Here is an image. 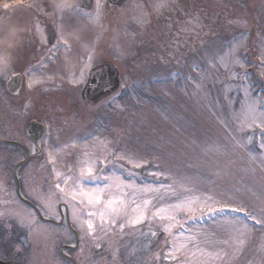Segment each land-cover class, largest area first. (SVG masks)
<instances>
[{"label": "rangeland", "instance_id": "1", "mask_svg": "<svg viewBox=\"0 0 264 264\" xmlns=\"http://www.w3.org/2000/svg\"><path fill=\"white\" fill-rule=\"evenodd\" d=\"M142 3L155 5L152 0ZM192 3L200 8L195 6L185 11L196 25L183 30L184 42L178 40L183 38L182 34L176 35L167 57H151L158 48L146 45L142 30L143 55L149 57H142L136 78L123 80L124 84L135 83L141 90L138 93L115 94L89 112L78 113L73 120H66L72 113L62 116L63 112L57 111L53 95L41 100L47 125L48 153L41 159L46 166V202H53L56 208L57 202L63 201L71 212L75 206L78 214L88 219V209L66 198L60 188L68 191L80 181V168L85 160L107 158L106 165L97 164L94 175L98 180L83 181L84 190L104 188L109 183L105 177L112 174L136 188L150 185L155 189L150 192L106 189L102 198H111V193L126 199L129 215L135 207L133 199H150L152 206L167 208L187 199L204 201L209 197L264 215V166L249 155L252 149L259 156V130L253 144L244 147L250 133L239 129L244 116L245 90L251 100L264 108V75L257 67L264 49V0H192ZM95 8L96 5L90 13ZM123 10L125 20L130 15L135 18L142 11L140 19H133L126 30L132 34L136 22L145 21V25L154 16L150 8L138 11L128 3ZM8 11L10 19L5 33L15 31L21 20L32 15L30 8L19 5ZM111 13L115 11L109 9ZM72 16L65 21L75 23L74 18L79 19L80 15ZM104 17L99 22H90L84 17L87 22L83 23L95 28V38ZM117 38L115 35L111 44L118 43ZM70 41L75 46L78 40L71 38ZM126 47H129L127 43ZM162 52L166 54L165 50ZM97 55L94 63L100 60ZM232 56L247 67L241 69L234 65ZM125 60L127 57H121L118 62ZM97 119L106 121L110 128L99 129ZM115 154L146 163L141 168H132L125 161L116 160ZM5 166V163L0 165V197H12L11 207L7 206L12 212L31 213L16 202L9 181L10 170ZM152 172L162 175L153 176ZM42 207L45 213L51 214L45 204ZM94 210L104 209L97 206ZM92 219L95 223L90 238L92 247L79 251L89 258L85 264H264V226L243 212L225 210L223 214H209L205 211L197 212L194 217L179 213V223L172 231L181 242L189 236L193 239L188 249L178 252L174 260L156 259L171 247V237L161 227L165 222L149 218L139 225H128L120 215L111 225L106 218L101 226L99 215ZM121 223L125 224L123 229L119 226ZM78 226L80 232H87L86 225L83 229L80 223ZM216 253L220 254L218 258Z\"/></svg>", "mask_w": 264, "mask_h": 264}, {"label": "flooded vegetation", "instance_id": "2", "mask_svg": "<svg viewBox=\"0 0 264 264\" xmlns=\"http://www.w3.org/2000/svg\"><path fill=\"white\" fill-rule=\"evenodd\" d=\"M139 1L126 0L124 4L129 2L132 8H139ZM154 1L155 5L151 11L154 16L145 26V39L158 48L151 57H163L159 51L169 49L174 45L176 35L184 36L183 30L190 25H196L195 22H190L191 17L185 10L199 6L194 5L192 0H167V6L157 10V4L162 0ZM124 4L116 7L108 2L104 3V9L108 12L109 9L114 10L115 13L107 16L103 26L98 28L100 33L97 38H95V28L91 26L92 24L83 23V21L87 22L84 18L87 11L80 8V13L72 14L77 7L73 10L68 8L64 13L65 19L73 18L72 15H80L79 19L74 18L75 23L61 21L58 15H48L55 12L51 0H32L27 6L32 10L30 19L21 20L20 26L15 31L10 30L15 34L17 42L15 48L10 50L12 60L10 69L7 71L13 74L12 78L7 79L6 74L0 76V165L5 163V168L10 170L9 164L12 163L9 179L15 188L12 170L14 164L25 156V151L19 147L10 146L1 139L18 140L24 143L29 159L18 168L17 178L22 197L37 208L45 204L47 196L46 166L41 160V157L46 156L45 140L41 138L37 143H32L25 131V125L34 119L43 123L44 127L46 126L43 118L44 105L41 100L53 95V104L56 109L59 108L57 111L63 112L62 116L64 113L68 115L72 113L73 116L66 120H73L79 109L89 108L79 100L80 92L91 68L106 60H113L119 68V86L113 93L133 91L132 87L124 84L125 76L122 69L135 70L137 57H149L142 53L141 23H135L134 34L126 31L131 19L125 20L121 12ZM37 23L43 33L44 42H42L41 32L36 30ZM65 24L76 30L80 37L75 46L69 39L71 48L68 53L65 52L63 45L59 46V50L54 47L58 45L59 27ZM47 25H52L56 31V43L53 46H49L46 42L44 30ZM0 29H4L3 26L0 25ZM115 35L118 37V43L113 45L111 41ZM72 39L75 38L72 37ZM121 40L124 41V45L121 44ZM20 43L21 45L18 46ZM126 43L129 47H126ZM89 55L92 56V64L85 69L83 66ZM96 55L100 60L94 63ZM114 57L119 59L131 57L129 60L132 58L134 60L118 62L119 59ZM81 70L84 71L83 81L77 84L70 83V79L74 76L79 77ZM30 79L36 81L32 88L28 87ZM16 154L21 158L15 160ZM15 200L31 207V204L21 198L17 197ZM11 201L12 197H0V213H3L0 215V264H8L11 261L21 264H85L88 262L89 258L80 255L79 251L89 250L90 245L92 247L93 241L90 239L92 235H88L85 231L80 232L79 223L73 219V213H70L68 209L66 213V208L61 206L62 213H60L57 205V213L43 214L41 212L39 215L31 207L33 213L19 214L7 208V206L11 207Z\"/></svg>", "mask_w": 264, "mask_h": 264}, {"label": "snow or ice", "instance_id": "3", "mask_svg": "<svg viewBox=\"0 0 264 264\" xmlns=\"http://www.w3.org/2000/svg\"><path fill=\"white\" fill-rule=\"evenodd\" d=\"M95 3H96V8L94 13L84 14L85 18L90 22H99L103 13V7H104L103 0H95ZM165 6H167V0H162V2L157 4L156 7L157 10H159L160 8H163ZM29 7H31V5ZM5 9H7V5H5ZM80 12L81 9L77 6L75 12L72 14H77ZM64 13L65 10L58 12L55 9L54 13H48V15H58L59 19L61 21H64L65 20ZM237 23H239V21H237ZM36 30L37 32H41L39 23H37L36 25ZM69 34L77 40L80 39L76 30H74L70 25L65 24L62 27H59L58 45L54 46L56 50H59V46L63 45L65 52L66 53L70 52L71 45L69 39H67V36ZM41 37H42V42H44L42 32H41ZM258 58L260 60V64L257 65V67L261 70V75H264V49L261 50L260 56ZM231 62L241 69H245L247 67L246 64L243 63L236 56H232ZM91 64H92V56L89 55L87 57V62L84 64L83 67L87 69L91 66ZM12 75H13L12 73L6 72L7 79H11ZM83 79H84V71L81 70L79 77L74 76V78L70 79L69 82L72 84H77L79 82H82ZM34 83H36V81L30 79L28 87L32 88ZM242 108L244 109V116L243 119H241L240 121L239 129L242 132L245 129H247L250 133L249 135L246 136V144H244L243 146L248 147V145H252L255 136L257 135V130H259V137H260V142L258 145L259 156H257L252 149H249V155L252 160L259 159L261 165L264 166V108L260 106L258 101L251 100L248 97L247 90H245V104L242 105ZM49 156L51 159V153L49 154ZM115 159L125 161L126 163L130 164L132 168H141L146 163L139 160H134L131 157H126L122 154H115ZM98 163L106 165L107 158L85 160L83 162V166L80 168V181L77 182L72 189L65 191L64 188H60V185L57 184V188H60V191L64 193V196L66 198H70L73 201H77V203L81 205L83 208L88 209L87 211L88 219H84L82 215H77L79 209L73 206V219L78 223H80L82 229L84 228L85 225L87 226L88 235H93L95 231V223L92 217L96 215H99L101 226H103L106 218L108 224L111 225L120 215H123L125 217L126 223L128 225H139L149 218L159 219L160 221L165 222L161 224V227L163 228V231L167 233L169 237H171V241H170L171 247L163 255H157L156 259L174 260L177 258L178 252L186 251L188 249V243L193 239V237L189 236L186 238L185 241L181 242L179 241V238L176 236V234L172 231L173 228L176 226V224L179 223V219H178L179 213H187L194 217L197 212L203 214L205 211H207L209 214H223L225 210H231L232 212H243L247 217L253 219L256 223L260 224L261 226H264V215L258 216L250 212L245 207L232 206L227 204L226 202L212 200L211 197L207 198L204 201H200L198 198H191L181 201L180 203L167 208L152 206V201L150 199H143L141 201L133 199L132 203L135 204V207L131 208V215H129V204L127 200L121 198L120 196H115L111 193H109L111 198L105 200L102 198L104 196L105 190L114 187L117 190H120L122 188H133L134 191L150 192V191H154L155 189H153L152 186L150 185H146L143 188H136V186H134L131 183L125 184V182L119 176L112 174L111 176L105 177V179L109 181V183H107L104 186V188L84 190L83 187L84 180L99 179L98 176L94 175V173L97 171ZM100 171H102V169ZM132 174L133 173H130V175ZM150 174L153 176L162 175V173H157V172H152ZM65 183H67V181H65ZM97 206H102L104 210L99 212L95 211L94 209H97ZM45 207L47 208V212L49 213L55 211V206L53 202L50 201L45 202ZM0 215H3V213H0ZM21 222L22 223L24 222L23 218L21 219ZM119 226L121 227V229H123L125 227V224L121 223ZM180 228H183L182 224H180ZM244 228L246 229L247 225H245ZM151 234L153 236L156 235L155 232H152ZM167 243L168 241H166V244ZM240 243L242 244L243 241H240ZM216 256L218 258L220 254L216 253Z\"/></svg>", "mask_w": 264, "mask_h": 264}, {"label": "water", "instance_id": "4", "mask_svg": "<svg viewBox=\"0 0 264 264\" xmlns=\"http://www.w3.org/2000/svg\"><path fill=\"white\" fill-rule=\"evenodd\" d=\"M109 1L114 4L120 5L123 3L124 0H109ZM87 2L89 4L86 7L90 8L92 5V0H87ZM48 29L51 30V28L49 26L46 28V32L48 34V40L49 43H51L52 36L49 35ZM115 79H116V72L114 70V67L109 63L104 64L101 67L92 70L90 73L88 86L86 87L85 92L82 93L83 102L85 103L97 102L105 94L106 91L115 88L116 85L113 82L115 81ZM32 127H33L32 123L27 124L28 130L31 129ZM9 143L22 146L20 143L17 142H9ZM26 160L27 157H25L24 160L16 164L15 170L17 169L18 166L22 165Z\"/></svg>", "mask_w": 264, "mask_h": 264}, {"label": "clouds", "instance_id": "5", "mask_svg": "<svg viewBox=\"0 0 264 264\" xmlns=\"http://www.w3.org/2000/svg\"><path fill=\"white\" fill-rule=\"evenodd\" d=\"M54 8L59 11H64L72 6V0H51ZM69 34L67 39H71ZM15 34L12 31L5 33L4 29H0V47L3 51L0 52V76L5 75L10 69L12 56L10 50L16 46Z\"/></svg>", "mask_w": 264, "mask_h": 264}]
</instances>
